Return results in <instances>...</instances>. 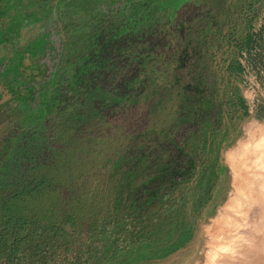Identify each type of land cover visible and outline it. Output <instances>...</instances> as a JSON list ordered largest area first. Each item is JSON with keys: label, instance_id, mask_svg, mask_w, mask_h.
Here are the masks:
<instances>
[{"label": "rangeland", "instance_id": "1", "mask_svg": "<svg viewBox=\"0 0 264 264\" xmlns=\"http://www.w3.org/2000/svg\"><path fill=\"white\" fill-rule=\"evenodd\" d=\"M7 22L0 13V25ZM49 28L59 50L60 34L54 24ZM146 39L148 60L122 65L119 77H99L108 82L104 91L112 102L123 101H89L81 126L70 115L58 116L38 132L49 146L28 139L36 161L24 157L8 172L7 159L22 146L16 139L25 126L21 102L0 78V175L62 171L60 206L76 217L69 222L58 212L53 223H15L13 239L15 233L30 238L20 249L21 264H166L194 241L202 251L198 221L214 214L232 187L220 153L243 135L244 121L264 120V0H191ZM10 55L2 51L1 69ZM58 58H42L49 65L30 84L40 80L42 86L61 66ZM72 144L73 159L66 154L57 165L47 159ZM72 195L86 200L85 215L64 201Z\"/></svg>", "mask_w": 264, "mask_h": 264}, {"label": "trees", "instance_id": "2", "mask_svg": "<svg viewBox=\"0 0 264 264\" xmlns=\"http://www.w3.org/2000/svg\"><path fill=\"white\" fill-rule=\"evenodd\" d=\"M188 1L0 0V13L9 17V22L0 25V62L2 51L8 50L11 54L6 67L0 68V78L9 84L21 102V122L25 126L16 139L23 144L14 147L7 159L6 171L24 157L36 161L30 156L29 141L37 143L40 140L49 146V140H41L38 132L48 123H57L58 116L70 115L76 126H81L84 115L81 109L89 101L97 103L102 98L109 106L123 101L112 102L114 98L104 91L108 82H100L99 77H106V74L119 77L122 65L148 60L149 41L143 40L157 33L165 20H173L177 10ZM52 24L60 34V51L51 38L53 30L49 26ZM24 29H28L29 36L24 34ZM49 53L52 57L58 55L55 64L61 66L51 71L42 86H37L40 80L30 84L36 79L38 69L49 65L47 60L41 61ZM131 53L133 57L130 58ZM26 57L30 58L29 64ZM26 66L32 69L31 73L23 71ZM37 91L39 95L35 101ZM66 92L73 94V102L66 98ZM97 108L94 106V110ZM75 146L67 145L69 151L57 149L52 155L48 154L47 159L55 161V165L66 154L73 159L77 152ZM28 171L29 175L21 171L8 179L0 175V226L4 225L0 232V264H21L20 249L30 238L15 233L13 239L10 230L15 223L37 225L43 220L53 223V216L58 212L65 213L69 222L76 221L74 214L60 206L64 198L58 195L59 186L64 183L63 172L54 169L34 172L32 168ZM64 201L75 207L77 215H85L88 210L85 199L72 195Z\"/></svg>", "mask_w": 264, "mask_h": 264}, {"label": "bare ground", "instance_id": "3", "mask_svg": "<svg viewBox=\"0 0 264 264\" xmlns=\"http://www.w3.org/2000/svg\"><path fill=\"white\" fill-rule=\"evenodd\" d=\"M240 130L243 135L220 153L232 182L230 194L214 214L198 221L202 251L194 241L184 253L173 252L166 264L180 258L189 264H264V120H246Z\"/></svg>", "mask_w": 264, "mask_h": 264}, {"label": "flooded vegetation", "instance_id": "4", "mask_svg": "<svg viewBox=\"0 0 264 264\" xmlns=\"http://www.w3.org/2000/svg\"><path fill=\"white\" fill-rule=\"evenodd\" d=\"M191 1V0H190Z\"/></svg>", "mask_w": 264, "mask_h": 264}]
</instances>
